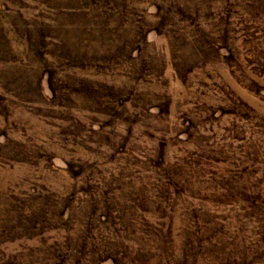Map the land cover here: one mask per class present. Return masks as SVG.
Segmentation results:
<instances>
[{
  "label": "rangeland",
  "instance_id": "1",
  "mask_svg": "<svg viewBox=\"0 0 264 264\" xmlns=\"http://www.w3.org/2000/svg\"><path fill=\"white\" fill-rule=\"evenodd\" d=\"M0 264H264V0H0Z\"/></svg>",
  "mask_w": 264,
  "mask_h": 264
}]
</instances>
